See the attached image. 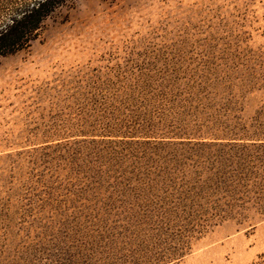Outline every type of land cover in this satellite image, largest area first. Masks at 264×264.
I'll use <instances>...</instances> for the list:
<instances>
[{"label":"rangeland","instance_id":"rangeland-1","mask_svg":"<svg viewBox=\"0 0 264 264\" xmlns=\"http://www.w3.org/2000/svg\"><path fill=\"white\" fill-rule=\"evenodd\" d=\"M163 260L264 264V0H68L0 57V264Z\"/></svg>","mask_w":264,"mask_h":264},{"label":"trees","instance_id":"trees-1","mask_svg":"<svg viewBox=\"0 0 264 264\" xmlns=\"http://www.w3.org/2000/svg\"><path fill=\"white\" fill-rule=\"evenodd\" d=\"M67 1L0 0V57L27 48L31 42L38 38L45 21ZM89 127L76 135L92 137V122ZM183 246L189 248V244ZM185 253L186 251H179L176 255L181 257ZM167 262L170 261L163 260L161 264Z\"/></svg>","mask_w":264,"mask_h":264}]
</instances>
